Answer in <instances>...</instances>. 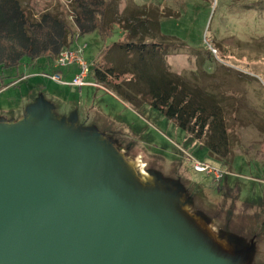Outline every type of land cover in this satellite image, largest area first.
I'll return each mask as SVG.
<instances>
[{"label":"water","instance_id":"water-1","mask_svg":"<svg viewBox=\"0 0 264 264\" xmlns=\"http://www.w3.org/2000/svg\"><path fill=\"white\" fill-rule=\"evenodd\" d=\"M178 174L39 90L0 114V264H263Z\"/></svg>","mask_w":264,"mask_h":264},{"label":"rangeland","instance_id":"rangeland-1","mask_svg":"<svg viewBox=\"0 0 264 264\" xmlns=\"http://www.w3.org/2000/svg\"><path fill=\"white\" fill-rule=\"evenodd\" d=\"M127 1L120 0L119 10ZM131 1L165 5L176 13L177 16L161 19L162 34L183 39L192 47L206 46L208 40L216 41L221 47H209L216 59L212 57L198 72H203V77L208 76V80L241 104L237 111L239 120L233 119L229 125L235 136L228 164L209 157L199 141L147 104L133 108L102 84L83 86L79 90L38 75L43 69L39 67L41 58L24 61L17 69H0V114H18L39 90L55 100L61 110L76 107L79 117L118 136L148 164L167 175L181 176L200 205L219 222L243 231H257V259L264 264V0ZM22 2L33 15L56 4L64 10L67 8L66 0ZM119 31L115 28L113 36L105 42L96 33L77 37L72 46L86 43L84 57L91 64L103 46L118 40ZM196 49L202 56L208 55L206 50ZM165 59L172 72L191 75L190 71L196 70L195 52L176 51L167 54ZM47 65L51 68L50 61ZM72 68L75 67L64 70L72 71ZM54 70L62 72L63 68ZM22 73L30 76L22 78ZM63 79L70 80L71 73ZM188 155L207 160L222 170V175L215 179L196 172Z\"/></svg>","mask_w":264,"mask_h":264},{"label":"trees","instance_id":"trees-1","mask_svg":"<svg viewBox=\"0 0 264 264\" xmlns=\"http://www.w3.org/2000/svg\"><path fill=\"white\" fill-rule=\"evenodd\" d=\"M66 1L65 10L56 4L33 15L22 0H0V69H17L24 61L40 58L46 66L50 56L73 47L77 37L96 33L105 42L118 28V40L103 46L90 64L89 77L133 108L147 104L157 109L199 141L209 157L224 165L230 162L235 133L229 125L239 120L241 104L198 72L212 57L216 59L209 49H221L216 41L192 47L162 34L161 19L177 16L165 5L128 0L119 10L120 0ZM196 48L208 55L202 56ZM187 50L196 54V70L191 75L172 72L166 55Z\"/></svg>","mask_w":264,"mask_h":264},{"label":"built area","instance_id":"built-area-1","mask_svg":"<svg viewBox=\"0 0 264 264\" xmlns=\"http://www.w3.org/2000/svg\"><path fill=\"white\" fill-rule=\"evenodd\" d=\"M86 43L81 45H76L71 48H63L56 55H52L49 57V61L51 62V68L53 69L50 72L40 71L38 75L57 82L61 85H71L77 87L79 90L83 86L97 85L96 82L90 81L89 78V68L90 63L84 57V51L86 48ZM70 66L75 67V71L73 72L70 80L63 79V75L61 72H56L54 68H68ZM25 68V64L23 65ZM30 76V73H25L22 75V78ZM190 163L196 172L207 174L215 179H218L223 171L218 169V167L213 166L210 162L204 159H197L190 155Z\"/></svg>","mask_w":264,"mask_h":264},{"label":"crops","instance_id":"crops-1","mask_svg":"<svg viewBox=\"0 0 264 264\" xmlns=\"http://www.w3.org/2000/svg\"><path fill=\"white\" fill-rule=\"evenodd\" d=\"M39 67H41V68L44 69V70H41V71H47V72H50V71L53 70L52 68H50V66H48V65L45 66L44 63H40V64H39ZM72 69H73V70L70 71V70H67V69L64 70V68H63V71H62L61 73H62V75H63V74H64V75H69V74L71 73V76H72L73 72L75 71V68H72ZM64 75H63V76H64Z\"/></svg>","mask_w":264,"mask_h":264}]
</instances>
